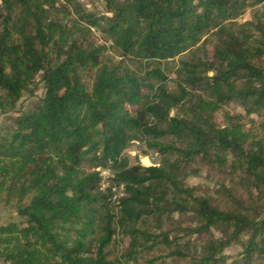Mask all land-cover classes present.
I'll list each match as a JSON object with an SVG mask.
<instances>
[{"label":"trees","instance_id":"obj_1","mask_svg":"<svg viewBox=\"0 0 264 264\" xmlns=\"http://www.w3.org/2000/svg\"><path fill=\"white\" fill-rule=\"evenodd\" d=\"M104 1L108 14L76 12L88 30L111 39L122 58L104 62L89 91L80 72L98 64L101 52L86 44L79 25L52 18L49 7L57 0H0V92L14 104L39 72L44 88L37 103L0 131V155L18 163L0 184L6 201L16 189L25 223L18 228L24 250L4 257L11 264H34L40 250L53 259L50 264H114L107 248L120 227L129 249L143 238L173 245L183 258L191 253L178 249L179 241L204 237L191 264H219V253L247 235L242 264H254L264 258V218L255 214L257 201L249 194L264 196V141L254 150L223 132L203 96L236 100L264 117V22L257 23L255 45L240 37L236 21L264 0ZM210 31L216 43L211 57L201 59L198 43ZM187 52L177 69L182 84L171 90L160 64ZM173 107L177 114H171ZM133 140L154 149L160 162L131 164L124 151ZM48 153L57 157L49 178L41 173ZM98 167L111 171L103 190ZM196 167L221 168L236 179L220 190L228 208L185 184ZM119 186L123 195L113 200ZM174 212H190L194 224L182 225ZM164 223L170 226L163 229ZM152 224L158 232L148 230Z\"/></svg>","mask_w":264,"mask_h":264},{"label":"rangeland","instance_id":"obj_2","mask_svg":"<svg viewBox=\"0 0 264 264\" xmlns=\"http://www.w3.org/2000/svg\"><path fill=\"white\" fill-rule=\"evenodd\" d=\"M73 2H77L78 6H74ZM50 15L54 20H57L59 24L65 26H71L76 23L85 32V38L88 45L95 49L100 50V62L98 64L83 68L80 72L81 79L85 83L87 89L91 91L92 83L98 68L104 63L117 64L121 60V56L117 53L113 47L111 39L105 34L100 32L97 28L91 27L89 30L85 21L81 19L76 9L82 10L84 13H92L95 15L108 14L106 3L104 0H57L55 7H49ZM237 28L240 31V37L246 38V40L252 44L257 45L260 39L259 27L257 23L264 22V2L252 7H247L244 12L236 19ZM216 43V35L214 31L206 33L198 43L200 49L198 51V57L210 58L213 50V46ZM85 44V45H86ZM53 49H48L47 57L53 58ZM189 57L188 52L181 54L171 59L170 61H162L160 67L165 73L166 81L165 85L171 90H176L177 85L181 83L177 76V69L180 66V61ZM123 64L134 68L133 61L128 58H124ZM145 62H143L144 64ZM208 75H212L213 72L209 71ZM41 73H37L26 87L21 92V96L14 104L11 103L10 98L3 92H0V131L10 122L11 118L21 114L28 108H31L33 104L44 95L43 83L40 81ZM182 84V83H181ZM204 107L211 111L216 125L223 132L229 136H235L240 138L247 148H254L258 150L259 146L264 141V117L262 114L248 113L244 107L236 100H219L214 99L211 96H203ZM131 111L134 108L131 107ZM178 107L171 109V114H177ZM124 153L128 156L129 162H139L144 166L158 164L161 160L160 154L154 149L148 148L143 141L133 140ZM46 155V156H45ZM41 173H46V177H50L56 173L55 167H49L50 164L55 163L57 157L53 153L43 155ZM41 165V164H40ZM31 168L34 166L33 162H30ZM18 163L15 158L8 159L0 155V180L3 183L8 180L10 175L17 172ZM218 168V167H216ZM30 169V168H28ZM100 171L101 182L100 188L103 190L108 185V178L110 177V170L108 168H96ZM195 171L188 174L184 182L188 186H195L196 194L210 196L215 203L221 208H228L230 203L221 194L220 190L223 185L230 186L233 180L230 179L231 175L222 172L220 169H208L196 167ZM3 170H7L3 173ZM2 186H4L2 184ZM16 189L14 195L10 196L6 201V192L3 190L0 184V264H11V260L6 259L4 256L9 253H20L24 250L25 239L18 231L19 226L25 225L24 218L20 216L17 210ZM116 194L123 193V189L117 187ZM255 201H257L256 215L259 218H264V196L261 198L257 195L256 191L249 194ZM245 198H248L246 195ZM250 198V197H249ZM26 197L22 199L26 201ZM115 212H118V207L114 206ZM118 216V215H117ZM174 220H179L182 225H193L194 216L190 213H184L179 215L177 212L172 213ZM151 224V223H150ZM153 225V224H152ZM147 226L149 231L158 232L157 228ZM137 226H142L141 224ZM170 225L164 223L163 229H167ZM118 228V227H117ZM157 230V231H156ZM214 236H219L216 231L213 232ZM247 235L243 236L241 240L231 243L229 246L223 249L218 256H223V260L219 264H242L243 263V243L246 240ZM204 237L191 235L189 237L182 238L179 241V247L186 253V248L191 253L187 258L179 256L175 252L173 245L166 246L162 244L152 245L151 241H145L143 238L139 240V243L134 249H129V237L121 232V228H118L117 233L114 235L112 243L108 246L109 259L114 264H191L193 257H198L202 251L204 245ZM39 252L35 255L37 260L34 264H50L53 259L47 256L44 252ZM39 254V255H38ZM25 256V255H24ZM264 256V253L262 254ZM254 264H264V258L257 259Z\"/></svg>","mask_w":264,"mask_h":264},{"label":"built area","instance_id":"obj_3","mask_svg":"<svg viewBox=\"0 0 264 264\" xmlns=\"http://www.w3.org/2000/svg\"><path fill=\"white\" fill-rule=\"evenodd\" d=\"M110 176H111V174H110ZM108 183H109V181H108ZM119 187L122 188V186H119ZM114 189H115V187H113V190H114ZM115 190H116V189H115ZM121 195H123V193H119L118 195H117L116 193H114L113 196H112V199H113V200H116L117 197H118V196H121Z\"/></svg>","mask_w":264,"mask_h":264}]
</instances>
